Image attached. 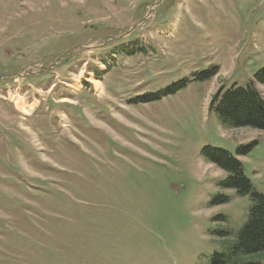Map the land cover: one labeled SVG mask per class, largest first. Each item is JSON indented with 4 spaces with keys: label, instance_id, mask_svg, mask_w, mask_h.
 <instances>
[{
    "label": "rangeland",
    "instance_id": "374dc122",
    "mask_svg": "<svg viewBox=\"0 0 264 264\" xmlns=\"http://www.w3.org/2000/svg\"><path fill=\"white\" fill-rule=\"evenodd\" d=\"M263 67L264 0H0V264L226 254L252 202L204 150L264 195V132L209 106Z\"/></svg>",
    "mask_w": 264,
    "mask_h": 264
},
{
    "label": "trees",
    "instance_id": "16d2710c",
    "mask_svg": "<svg viewBox=\"0 0 264 264\" xmlns=\"http://www.w3.org/2000/svg\"><path fill=\"white\" fill-rule=\"evenodd\" d=\"M214 72L200 73L197 77L209 80ZM255 84L264 86V67L254 74L245 86L231 85L220 88L213 96L210 110L215 112L220 123L231 129L250 128L264 132V100ZM250 149L246 147L242 154ZM204 155L219 168L229 172L227 187L239 195H250L252 206L248 221L240 231L237 241L226 254H215L212 264H262L257 257L264 256V195L255 192L244 177L240 162L222 149L208 148Z\"/></svg>",
    "mask_w": 264,
    "mask_h": 264
},
{
    "label": "bare ground",
    "instance_id": "6f19581e",
    "mask_svg": "<svg viewBox=\"0 0 264 264\" xmlns=\"http://www.w3.org/2000/svg\"><path fill=\"white\" fill-rule=\"evenodd\" d=\"M94 85L96 86V87H99V82H97V81H94ZM15 105H16V107L19 109V110H21V111H26L25 110V107H24V105L21 103V101H15Z\"/></svg>",
    "mask_w": 264,
    "mask_h": 264
}]
</instances>
